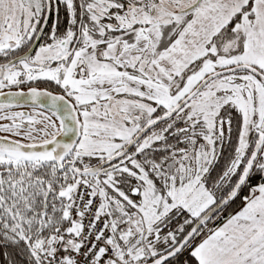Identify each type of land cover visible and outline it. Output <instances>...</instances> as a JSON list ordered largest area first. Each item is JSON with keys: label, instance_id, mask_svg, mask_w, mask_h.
I'll list each match as a JSON object with an SVG mask.
<instances>
[{"label": "snow or ice", "instance_id": "snow-or-ice-1", "mask_svg": "<svg viewBox=\"0 0 264 264\" xmlns=\"http://www.w3.org/2000/svg\"><path fill=\"white\" fill-rule=\"evenodd\" d=\"M0 264H264V0H0Z\"/></svg>", "mask_w": 264, "mask_h": 264}]
</instances>
